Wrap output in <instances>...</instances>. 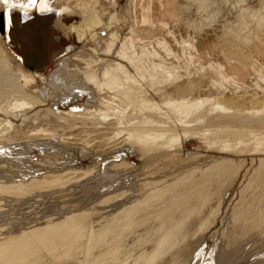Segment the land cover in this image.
Returning <instances> with one entry per match:
<instances>
[{"label": "bare ground", "instance_id": "6f19581e", "mask_svg": "<svg viewBox=\"0 0 264 264\" xmlns=\"http://www.w3.org/2000/svg\"><path fill=\"white\" fill-rule=\"evenodd\" d=\"M198 1L0 0V221L45 209L22 231L3 221L0 264H247L264 251V15L237 37L255 59L201 31L264 14V0H220L216 22L183 11ZM180 23L196 34L174 35ZM27 41L40 66L23 65ZM52 200L67 210L47 216Z\"/></svg>", "mask_w": 264, "mask_h": 264}, {"label": "rangeland", "instance_id": "374dc122", "mask_svg": "<svg viewBox=\"0 0 264 264\" xmlns=\"http://www.w3.org/2000/svg\"><path fill=\"white\" fill-rule=\"evenodd\" d=\"M211 1V2H210ZM220 0H199L198 1V4H197V6L196 7H199V8H196V9H192L191 7H187V9H185V10H183V11H185L186 13H188V12H193V13H195V12H200L199 14H203V15H206V14H208V15H210V16H212V14H213V16L211 17V18H214L213 20L216 22L218 19L217 18H219V16H221V12L219 11L220 10V2H219ZM197 3V2H196ZM200 4V5H199ZM217 4V5H216ZM210 7V8H209ZM214 7V8H213ZM189 8V9H188ZM217 9V10H216ZM192 10V11H191ZM213 10V11H212ZM261 11V13L260 12H258L257 10H253V12H249L248 14H247V17H245V19H246V21H239V22H235V23H232V24H230V25H228V26H225V27H221V26H218V22H217V24H213V26L212 27H210L208 30L207 29H202L201 31H206V32H208L209 34H211L212 33V35H215V36H219V35H222V34H224V35H222L221 36V41H222V43H223V45H221V46H219L218 48H217V51H218V53L221 51H223V49H226V50H224L223 52H224V55H226V54H228V52L230 51V49H229V47L230 48H233V47H237L238 46V48H241L242 50H244V52H245V55H246V53H247V56H249L250 57V55H251V59H252V57L255 59V58H257V53H255V48L254 47H252L253 46V42H252V40H250V39H248V38H239V39H237V37L239 36V34H241V33H243L244 31H245V28L247 29V26H246V24L248 25L251 21H252V19L253 20H256L255 18L257 17V16H261V15H264V14H262V10H260ZM203 12V13H202ZM254 14V15H253ZM256 15V16H255ZM220 19V18H219ZM243 22V23H242ZM240 23V24H239ZM245 23V24H244ZM181 24V23H180ZM184 24V23H183ZM183 24H181L180 25V27H179V30H177L176 31V33H174V35H177L178 34V36L179 35H181L182 34V38H185L184 36H186V35H189V34H191L192 33V35H194V33L196 34V30H197V28H195L192 24H189V23H185L184 25ZM239 26H238V25ZM241 24H242V26H241ZM183 25V26H182ZM231 26V27H230ZM236 26V27H235ZM228 27V28H227ZM239 27V28H238ZM182 28V29H181ZM195 28V29H194ZM219 28V29H218ZM232 30H231V29ZM244 28V29H243ZM185 29V30H184ZM213 29V30H212ZM227 29V30H226ZM236 29V30H235ZM238 29V30H237ZM240 29V30H239ZM195 32H194V31ZM219 30V31H218ZM191 33H190V32ZM200 31V30H199ZM204 31V32H205ZM215 31V32H214ZM221 31V32H220ZM239 31V32H238ZM256 31H258V33H259V38H260V40L262 41V42H264V25H260L257 29H256ZM186 32V33H185ZM218 33V34H217ZM235 33V34H234ZM178 36H177V38H178ZM235 37V38H234ZM226 38V39H225ZM231 38V39H230ZM236 39V40H235ZM243 41H242V40ZM244 39H245V41H244ZM247 39V40H246ZM226 40V41H225ZM228 40V41H227ZM233 40H235L234 42H233ZM240 40V41H239ZM242 41V42H241ZM248 41V42H247ZM229 42V43H228ZM240 42V43H239ZM245 42H246V44H245ZM227 45H230L231 43V46H227ZM237 43V44H236ZM241 45V47H240V45ZM245 44V45H244ZM249 44V45H248ZM224 46V47H223ZM229 49H227L226 47ZM233 46V47H232ZM243 46V47H242ZM221 47L223 48L222 50H221ZM246 48V49H245ZM249 50H248V49ZM253 50V51H252ZM207 51H211V49H207ZM227 51V52H226ZM250 51V52H249ZM252 52V53H251ZM254 52V53H253ZM211 53V52H210ZM213 53V52H212ZM256 56H255V55ZM211 56V55H210ZM226 56H229V55H226ZM255 56V57H254ZM180 58V57H179ZM182 58V57H181ZM187 57H184V59H182V60H184L185 61V63L186 62H188L190 59H186ZM181 59L179 60V62L177 63V65H179L178 66V68H179V70H180V68H181V70L182 69H184L183 67L185 66V69L187 68V66L189 67L190 65H188V64H197L196 63V61L194 62V60H192V62L193 63H191L190 61V63L188 62V63H186L187 65H184L185 63H183V62H181L182 61ZM193 65H191L188 69H193L195 66H193ZM67 153H65L64 152V154L66 155L65 157L64 156H62V158L63 159H60V160H64L65 159V161H68V160H70V159H72L73 158V155H74V153L73 152H71V151H66ZM72 153V154H71ZM61 156V154L59 155L58 154V157H60ZM90 157V158H87L86 160L87 161H89V163L88 164H90V163H92L93 161H90L91 160V158L92 159H94V158H96L95 160L97 161L98 159H99V156H90V155H86V157ZM72 157V158H71ZM59 160V161H60ZM218 178H220V176L218 177ZM214 179H215V177H214ZM210 180V182L211 181H215V180ZM79 187V186H78ZM78 187H76L75 189H78ZM199 188H201V186L199 187ZM80 189V188H79ZM80 190H78V192H79ZM94 191V192H93ZM75 192H76V194H78V192L75 190ZM96 192V193H95ZM101 192V189L99 188H97V187H95V185L93 186V188H88V189H86L85 191H84V195L82 196V197H80L79 196V198H77V200L79 201V199L81 198L82 200H84V201H88V200H86V198L88 197H91L92 198V196L94 197V196H97L99 193ZM83 193V192H82ZM82 193H80L79 195H81ZM261 196V195H260ZM262 196H264L263 194H262ZM87 198V199H88ZM81 199H80V201H81ZM44 201V200H43ZM65 201H54V200H52L51 201V204H49V207H50V205H52L53 206V208L51 207L50 208V210L51 209H53L52 211H48V213H45L47 216H52V215H54L53 217H55V216H57L58 215V213H61V212H65L66 210H64V209H61V206H64L65 204L67 205V203L68 202H65ZM70 202V201H69ZM34 203V202H33ZM47 202H45L44 204H46ZM61 203H62V205H61ZM79 203V202H78ZM36 202L34 203V205H32V204H27V205H22L21 207H20V221H17V220H13V221H9V220H1L0 222V225H2V227H4L5 226V224H4V222L6 221L7 223L8 222H10V223H8V228L11 226H16V225H18L19 223V225L20 226H18V230L20 229V231H22L21 229H22V227L26 224V221L27 220H29V219H32L33 218V215L34 214H40L41 213V211H43V213H44V210L45 209H43L44 207H42V206H40V207H38V206H36ZM55 204V205H54ZM61 206H60V205ZM77 204V203H76ZM32 206V207H31ZM69 207V206H68ZM67 207V208H68ZM57 208H58V210H57ZM62 208H64V207H62ZM8 209V210H7ZM6 210L7 211H9L10 210V208H7ZM62 211H61V210ZM55 210V211H54ZM64 210V211H63ZM39 211V212H38ZM36 212V213H35ZM248 212V211H247ZM43 213H41V214H43ZM56 213V214H55ZM252 214V212L251 213H249L248 215H251ZM25 220V221H24ZM4 221V222H3ZM3 222V223H2ZM12 222V223H11ZM30 222V221H29ZM33 223H34V221L33 222H31L30 224H28V226L30 225V226H33ZM32 224V225H31ZM4 225V226H3ZM23 225V226H22ZM244 225H246L247 226V224H243V226ZM254 225L255 224H248V227L247 228H249V229H244L245 230V232H244V230H240V232L239 233H243V236L242 237H240L239 239L238 238H236L235 240H234V242L232 243V245H233V247H235L236 245H238V243L240 244L241 242L243 243V241H245L244 239L246 238V237H249L250 239H251V236L252 235H250V236H248L249 235V232H250V234H252L253 232V234H255L256 233V231L258 230V229H256L255 227H254ZM6 226V227H7ZM28 226H25V227H28ZM251 226V227H250ZM252 226H253V228L254 229H252ZM256 226V225H255ZM10 227V228H11ZM17 227V226H16ZM260 227H262L261 225H260ZM251 229H252V232H251ZM5 230V229H4ZM256 230V231H255ZM261 230V231H260ZM247 231V232H246ZM258 231H259V233H258ZM257 231V233L254 235L255 236V239H260L259 240V242H260V244H259V242L257 243L258 245H259V250H262V249H264V228H260L259 230ZM10 231H7V233H9ZM19 233V231H16L15 233L14 232H12V230H11V234L12 235H10V234H8V236L10 235V237H15L16 238V236L18 235V233ZM261 232V233H260ZM262 232H263V234H262ZM13 234H15L14 236H13ZM20 234V233H19ZM259 235V236H258ZM262 235V237H260ZM244 237V238H243ZM258 237V238H257ZM260 237V238H259ZM243 238V239H242ZM261 238H263V239H261ZM238 239V240H237ZM8 240V239H7ZM242 240V241H241ZM251 243V242H250ZM225 244V243H224ZM256 244V245H257ZM257 245V246H258ZM263 245V246H262ZM231 246V245H230ZM240 246V245H239ZM226 248V247H225ZM16 252H18V250L16 249ZM19 253H20V251H19ZM19 253H17L18 255H19ZM264 251L263 252H260V253H258L257 255L256 254H254V255H252L251 257H250V260L247 262V264H250L251 262H253L256 258H258L259 256H264ZM20 256V255H19ZM18 259V258H17ZM81 259V258H80ZM79 258H78V260H80ZM14 260V259H13ZM16 260V259H15ZM77 263H78V261H77ZM48 264H50V263H48Z\"/></svg>", "mask_w": 264, "mask_h": 264}, {"label": "water", "instance_id": "95a60500", "mask_svg": "<svg viewBox=\"0 0 264 264\" xmlns=\"http://www.w3.org/2000/svg\"><path fill=\"white\" fill-rule=\"evenodd\" d=\"M39 16H38V18H33V19L29 20V22H31L30 24H33L31 27V30L33 31V33H37V34L40 32V29H42V27H41L42 26L41 25L42 18H39ZM29 22H27V23H29ZM19 24L23 25L24 21L19 19ZM21 28L22 27H20L19 29H21ZM18 42H19V40H18ZM19 46H20L19 56L23 62V65H25L29 68H33V67L40 66L42 64L44 56H43V53L40 51L39 46H36L35 44L33 45L32 41L28 42V44L19 43Z\"/></svg>", "mask_w": 264, "mask_h": 264}, {"label": "snow or ice", "instance_id": "6c2138e0", "mask_svg": "<svg viewBox=\"0 0 264 264\" xmlns=\"http://www.w3.org/2000/svg\"><path fill=\"white\" fill-rule=\"evenodd\" d=\"M34 4H35V0H29V4L14 5V7L28 8V7H32Z\"/></svg>", "mask_w": 264, "mask_h": 264}]
</instances>
